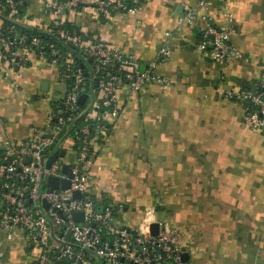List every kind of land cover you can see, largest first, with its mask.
Here are the masks:
<instances>
[{"label": "crops", "instance_id": "crops-1", "mask_svg": "<svg viewBox=\"0 0 264 264\" xmlns=\"http://www.w3.org/2000/svg\"><path fill=\"white\" fill-rule=\"evenodd\" d=\"M21 1L26 26L42 33L49 13L40 0ZM225 7L239 57L212 60L199 48L203 24L179 26L177 17L193 9L221 26ZM67 19L84 38L133 55L140 68L165 39L171 45L157 69L170 86L120 91L118 115L93 142L96 203L116 207L124 223H138L153 207L176 230L187 264H264V129L248 126L245 102L222 96L226 88L264 85V0H141L135 14L100 17L84 6ZM65 91L43 57L29 53L13 69L0 55V121L13 140L42 127ZM0 264H36L25 235L0 236Z\"/></svg>", "mask_w": 264, "mask_h": 264}, {"label": "built area", "instance_id": "built-area-1", "mask_svg": "<svg viewBox=\"0 0 264 264\" xmlns=\"http://www.w3.org/2000/svg\"><path fill=\"white\" fill-rule=\"evenodd\" d=\"M40 1L49 20L39 32L42 35L27 39L17 30V25L27 27L25 20L16 19L22 1L0 0V55L13 69L23 65L29 53L43 57L48 66L58 68L66 91L44 125L33 127L25 140L10 138L0 121V236L11 241L25 235L36 264H187L182 260L186 250L178 242L176 230L160 219L153 207L143 211L138 223H124L109 206H98L89 192L92 145L118 115L119 92L132 95L147 83L170 86L171 82L157 71L171 56L170 43L165 39L155 56L140 68L133 55H125L102 39L89 40L76 32L68 36L61 27L70 14L84 6L108 17L135 14L141 0ZM224 16L226 23L216 26L207 15L189 9L177 17V24L201 22L200 50L212 60L236 59L239 54L230 43L234 28L227 7ZM164 34L170 35L168 31ZM42 36L70 43L80 53V61L73 52L62 51ZM81 62L87 72L80 67ZM81 94H87L83 109L78 101ZM222 96L245 102L248 126L264 129V85L253 90L226 88ZM92 108L101 118L93 115L75 126L76 118ZM64 141L70 143L66 148ZM55 152L57 156L51 160ZM64 165L69 174L63 172ZM48 177L59 182L67 179L68 187L49 190ZM154 223L155 234L151 231Z\"/></svg>", "mask_w": 264, "mask_h": 264}, {"label": "trees", "instance_id": "trees-1", "mask_svg": "<svg viewBox=\"0 0 264 264\" xmlns=\"http://www.w3.org/2000/svg\"><path fill=\"white\" fill-rule=\"evenodd\" d=\"M19 14H21V15H19V16H22V14H23V12H22V7H21V9H20V11H19ZM5 23L6 24H8V25H10L11 23L10 22H7V21H5ZM62 30L63 31H65L66 33H67V35L69 36V35H71L72 34V32H76V33H80V34H82V31L78 28V27H76L75 25H73V24H71L70 22H64L63 24H62ZM17 30H18V32H19V34H21V35H24L27 39H30V38H32L33 36H38V35H42L41 33H39L36 29H34V28H29V27H20V26H18L17 25ZM33 30H36V31H33ZM45 40H48L49 42H51V43H53V44H55V45H58V46H60V47H62V51H65V52H73L74 53V55L76 54L77 56H76V60L77 61H80L79 59H80V57H81V55H80V53L77 51V50H75L74 48H72V46L70 45V43H68V42H65L64 40H61L60 38H58V37H55V36H50L49 38H47V37H45V36H42ZM82 68V67H81ZM85 72H87V67H86V65H85V67L84 68H82ZM84 103H82V104H80L79 103V106H80V108H84ZM100 110H102V109H100ZM84 120H85V114L84 113H82L80 116H78L77 118H76V120H75V126H80L83 122H84ZM94 199V198H93ZM96 202V201H95ZM97 204V203H96ZM98 205V204H97ZM99 206V205H98ZM102 206H109L110 208H112V210H114L115 212H116V207H112V206H110V205H102Z\"/></svg>", "mask_w": 264, "mask_h": 264}, {"label": "water", "instance_id": "water-1", "mask_svg": "<svg viewBox=\"0 0 264 264\" xmlns=\"http://www.w3.org/2000/svg\"><path fill=\"white\" fill-rule=\"evenodd\" d=\"M18 26H20V27H24V26H21V25H18ZM33 31H36V30H33ZM36 32H37V31H36ZM89 61H90V60H88V62H89ZM80 67L84 68V67H85V64L81 62V63H80ZM90 92H91V90H90ZM91 94H92V92H91ZM86 97H87V94H81L80 97H79V99H78L79 103H80V104L84 103ZM87 110H88V109H87ZM87 110L84 111V114L87 113ZM61 132H62V131H61ZM61 132H60L58 135H60ZM59 155H61V156L64 155V151H61V152L59 153ZM56 156H57V153L55 152V153H53V154L51 155L50 159L53 160ZM69 158H71V156H69ZM27 161H28V159H27ZM48 164H49V162H47V165H48ZM63 172L69 174V168H68L67 165H64V167H63ZM47 184H48V186L50 187L49 190H50L52 187H54V188H57V187L67 188V187H68V180H67V179H64V180H61V181L59 182L57 179H55V178H53V177H48V178H47ZM74 195H75V196H78V193H75ZM74 215L77 216L78 213H74ZM151 231H152L153 234L156 233V231H157V224L154 223V224L151 225ZM187 259H188V255H187V253H184V254L182 255V260H183L184 262H186ZM167 264H171V263H167Z\"/></svg>", "mask_w": 264, "mask_h": 264}, {"label": "rangeland", "instance_id": "rangeland-1", "mask_svg": "<svg viewBox=\"0 0 264 264\" xmlns=\"http://www.w3.org/2000/svg\"><path fill=\"white\" fill-rule=\"evenodd\" d=\"M19 15H21V14H18V16L16 17V19H19V22H24L23 21L24 19L22 18V16H19ZM62 92H63V87L61 86V94H62ZM98 96L99 95L97 94V97ZM95 112H96L95 108H92L90 111H88L87 114H85V118H87V117L90 118V116H93L94 115L93 113H95ZM67 145L68 146L70 145V143L68 141H64V143L62 144V146H64L65 148L67 147Z\"/></svg>", "mask_w": 264, "mask_h": 264}]
</instances>
